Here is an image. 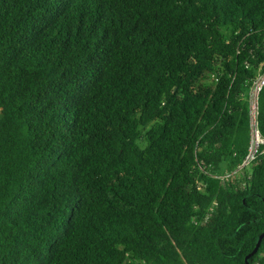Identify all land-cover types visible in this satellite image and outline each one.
Here are the masks:
<instances>
[{"label": "trees", "instance_id": "trees-1", "mask_svg": "<svg viewBox=\"0 0 264 264\" xmlns=\"http://www.w3.org/2000/svg\"><path fill=\"white\" fill-rule=\"evenodd\" d=\"M262 74L264 0H0V264H245Z\"/></svg>", "mask_w": 264, "mask_h": 264}, {"label": "built area", "instance_id": "built-area-1", "mask_svg": "<svg viewBox=\"0 0 264 264\" xmlns=\"http://www.w3.org/2000/svg\"><path fill=\"white\" fill-rule=\"evenodd\" d=\"M264 84V74L260 75L259 78L254 82L255 87V97L253 102V108H250V142L246 156L243 158L242 162L237 166V168L230 174L234 175L237 180L238 189H244L247 187V182L244 180L242 170L250 168V166L255 163L260 157H264V138L261 136L257 127V97L261 86ZM252 85V86H253ZM225 180H221L225 183L228 181L229 176ZM223 177V176H222ZM248 177V176H247ZM209 215L204 218L201 223L208 220Z\"/></svg>", "mask_w": 264, "mask_h": 264}, {"label": "rangeland", "instance_id": "rangeland-1", "mask_svg": "<svg viewBox=\"0 0 264 264\" xmlns=\"http://www.w3.org/2000/svg\"><path fill=\"white\" fill-rule=\"evenodd\" d=\"M260 77V75L258 76V78ZM255 95V87H254V85L249 89V96H248V98H249V104H250V106H251V108H253V102H254V96ZM139 145L141 146V148H143V143L141 142V143H139ZM233 172V171H232ZM231 172V173H232ZM251 172V169L250 168H247L246 169V173H247V175H249V173ZM230 173V174H231ZM230 174H226V175H222L223 177H222V179L223 180H225L226 179V177L228 176V175H230Z\"/></svg>", "mask_w": 264, "mask_h": 264}, {"label": "water", "instance_id": "water-1", "mask_svg": "<svg viewBox=\"0 0 264 264\" xmlns=\"http://www.w3.org/2000/svg\"><path fill=\"white\" fill-rule=\"evenodd\" d=\"M1 117H2V116H0V118H1ZM262 239H264V233L261 234V235L258 237V240H257V242H256V244H255V246H254V249L252 250V252H250V254H248V255L245 257V264H249V259H250V257L253 256V255L257 252V250H258V248H259V246H260V244H261Z\"/></svg>", "mask_w": 264, "mask_h": 264}]
</instances>
